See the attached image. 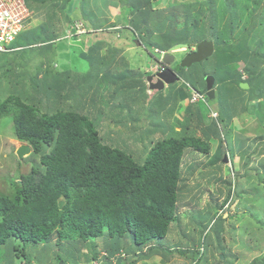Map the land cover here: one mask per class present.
I'll return each instance as SVG.
<instances>
[{"label": "trees", "instance_id": "1", "mask_svg": "<svg viewBox=\"0 0 264 264\" xmlns=\"http://www.w3.org/2000/svg\"><path fill=\"white\" fill-rule=\"evenodd\" d=\"M59 1L62 0H26L31 10H33L31 3H37L38 7L47 12V5L51 3L61 9L67 17L79 10L80 17L75 16L76 13L73 20L77 18L85 20L90 22L95 30L103 29L102 22L106 19L98 17L91 6L87 5L88 0H63L62 3ZM170 3L171 10H178L188 4L174 0H170ZM256 4L258 5L257 2ZM155 5L152 4V0H121V10L125 9L122 15L127 13L126 10L130 7L131 18L130 15L125 14V19L127 22L130 20V26L138 39L142 41L149 35L167 38L166 47L151 44L153 52L155 49L167 52L177 46L196 48L199 43L209 40L215 44V53L205 62L213 59L216 52L232 61H237L240 59L238 52H242L250 76L246 81L239 78L238 87L243 82L252 83V77L259 80L264 78V54L257 53V48H264V35L261 36L260 29H256L253 25L244 31L236 32V28L238 29V24L234 22L236 10H232L234 19L227 23L230 31L229 40L226 41L215 30L214 23L209 28L210 36H202L199 28H196L194 33H188L191 29L187 28L178 30L177 26L180 22L177 14L167 13V10L157 8ZM210 7L213 10L212 4ZM260 17L264 19V3L259 12L258 18L261 19ZM263 19L260 22H263ZM190 20L189 18L188 21ZM211 21L216 22L214 18ZM43 28L47 27L44 25ZM189 34L196 36L188 40ZM30 35L29 32H24L12 47L19 48L20 39H24L26 49H36L44 59L47 55L45 53L52 51L51 49L56 45V36L44 38L40 32L37 36L30 37ZM101 45L96 43L81 54L82 61L84 59L91 66L90 72L87 75L83 74L81 80L76 81L75 68L67 67L64 68L66 71H60L57 63L52 64L49 57L50 60L44 59L45 61L40 62L36 72L31 79H28L29 83L21 87L24 92L29 91V96H37L38 100L44 95L40 101L41 106L45 107L44 113L41 112L40 106L26 104L21 96H13L0 102V120L11 116L16 139L27 143L32 148L31 154L39 156V162L28 174L22 175L16 184L18 193L16 199L0 196V249L5 250L13 242L14 245L10 248L17 251L16 257L21 253L25 255L26 243H37L39 240L46 241L47 245L43 248V253L47 256L46 254L53 249L50 245L52 236L58 235L69 237L68 243L74 246L79 254L77 257L76 253L72 252L67 256V260H63L60 256L58 262L69 264L68 262L71 261V264H84L82 261L86 257V260L92 264L99 259L95 239L106 233L108 238L113 240L107 242L108 246H111V249L106 248L108 264H114L111 259L119 254L117 264H121L125 256L130 259V254L127 255L123 251L129 244L122 243L124 238L130 239V246L137 248L131 249L133 252L137 251L131 259L133 264H137L142 254L149 248L146 246L153 241L159 243L164 241L169 235L171 226L177 220L178 204L183 194L180 185L185 150L192 147L203 154L209 153L205 141L199 138L191 139L187 134L179 138L170 135L156 141L143 163L136 161L128 153L107 145L96 129V122L78 113V109L85 104L83 100L92 91L103 89L102 82L105 84L109 81L110 84H116L127 76L135 77L130 89L133 92L124 89V94L120 96L127 98L125 95H136L140 99L148 98L145 97L146 91L141 82L137 81L138 73L140 76L142 74L139 70L131 69L125 58L120 57L119 61V67L124 70L119 69L116 74L108 71L110 56H116L118 50L111 48L110 56H102ZM205 62L193 65L185 73L182 70L183 78L191 75L195 80L200 79L205 83L208 74L215 73V77H219V73L215 71L202 69ZM24 76L21 74V77ZM91 76H94V79L96 76L102 77L99 79L101 84L95 88L92 85L87 87V84H92ZM19 82L23 81L20 79L13 84ZM125 82H128V79ZM28 84L30 86H27ZM259 84L263 93L264 85L261 86V82ZM53 90H59L58 95H62L61 92L64 91L81 94V99L74 105L59 110L56 105L51 104V96L55 93ZM117 93L116 88L109 99L115 101ZM63 94L69 96L68 93ZM21 95L26 94L22 92ZM221 97L228 98L226 94L219 92V99ZM91 100L98 104V99ZM150 103L153 110H156L154 106L157 104V99L149 102V105ZM122 105L129 107V104ZM130 112L132 110H129ZM226 118L220 117L221 120ZM149 133L140 140L145 141L149 138ZM62 200L65 201V205L60 209L59 202ZM229 201H232V195ZM85 243L89 244L90 251L81 258L82 250L79 244L81 246ZM57 244L60 246L59 243ZM155 251L154 248L150 250L149 258L153 257ZM166 253L169 254L168 251ZM179 253L185 255V250ZM218 259L221 260L220 257ZM251 264H264V259H256Z\"/></svg>", "mask_w": 264, "mask_h": 264}, {"label": "rangeland", "instance_id": "2", "mask_svg": "<svg viewBox=\"0 0 264 264\" xmlns=\"http://www.w3.org/2000/svg\"><path fill=\"white\" fill-rule=\"evenodd\" d=\"M62 1H59V3H62ZM174 1L188 2V4L184 7H180L178 10H171L170 0H152V4L155 5L157 3L158 5L156 4L155 6L162 10H167V13L175 12L180 22L177 26L178 30L182 31L187 28L191 29V32L188 33H194L196 31L195 29L199 28V33L202 36H210L209 28L214 23L215 30L218 34L224 37V40L228 41L230 29L227 23L234 19L232 17L234 11L232 12V10H236V18L234 19V22H236L235 24H238V29L236 28L235 30L236 32L244 31L253 25L256 29H260L261 36L264 35V19L261 18L263 16L260 17L263 19V22H260L261 19L258 18L264 0ZM210 4L213 5V10H211ZM124 10L125 9L121 10V13H123ZM126 11L127 13L125 12L124 15H122V22L124 23L121 25L123 28L120 29V34L117 33L111 37V33L117 30V28L108 25L109 21L103 20V29L94 35L93 38H97L102 42H106L109 38H113L115 42L111 39L113 44L105 46L104 49L100 51L102 52L101 54H103L102 56H110L111 47H120L123 52H120L118 56L123 57L125 53V59L128 65H130L129 67L141 72L144 71L145 67H148L151 62H155V59V63L158 64L160 54L155 51L153 52L151 44L166 47L168 46V41L166 37L162 38L161 36L157 37V35H149V37L142 39V41L135 37L141 41L140 46L134 43L136 40L135 38L133 41H130L128 38V44L123 43V37H121L123 29H127L126 31L130 32L131 35H129V37L131 39L133 35L135 36V32L131 30L130 20L127 22L125 19V14L130 15L131 18L130 7H128ZM76 13L77 17H80L81 12L77 10L75 14ZM62 15L64 17L63 12ZM72 16L70 15V17ZM189 18L191 19L190 21H188ZM212 18H214L216 22H212ZM72 23L73 22H68L67 25L70 24L69 26H72ZM78 23L77 18L76 24ZM76 24L72 27V30L76 28ZM55 29L57 30V28ZM57 31L56 34H59ZM73 34L76 33L73 32ZM88 34L90 33L79 34L75 39L72 38L74 40L69 38H62L61 40L57 37V40L60 39V41L56 43L57 45L53 46V49H51L52 51L49 50L45 53L47 54L45 57L53 58L52 55H54L55 59H57V67L60 71H66L64 68L67 67L71 69L75 68L74 71L77 74L76 81L81 80L83 74L87 75L91 70L89 63L84 59L82 61L81 58V54L89 49L90 36ZM187 36L188 40H191L196 34H189ZM58 46H60V48H58ZM55 49H57V54H55ZM194 49V47L177 46L174 48V54H176L179 61H181L187 53ZM257 51L259 54H264V48H257ZM238 55L240 59L232 61L227 56L216 52V55L211 59L212 61L203 65L202 69L214 71L213 68L217 67L221 70L224 69L225 75L228 73L229 76H237L240 71L242 72L245 70L247 66L242 52L239 51ZM34 56L35 53L33 52V48L32 50L29 49L25 51L24 55L19 53L15 56L0 54V102H4L13 96H21L26 104L40 106L42 108L41 112L44 113L45 107L40 104L44 95L40 96L38 100L37 96H29V91L26 93L21 87L25 85V83H29L28 79H31L34 72H36L40 62L45 61L43 58L40 60V56L38 55L33 58ZM119 69L124 70L121 66L118 70ZM21 74L25 76L21 77ZM151 75L152 73L150 72H148V74L144 73L141 76L138 73L137 81L141 82L144 89H147L148 79ZM100 78L102 77L96 76V79H94V76H91L90 80L92 84H87V87H89L88 85H92L94 88L99 86L101 84V82H99ZM20 79L23 82H19L16 85L13 84L18 80L20 81ZM127 79L128 82H125ZM186 80L192 83L195 82V78L191 75H188ZM132 82H135V77L132 76H129V78L127 76L125 79L117 81L116 84H104V82H102V86L105 87H103L105 90L100 89L97 92L92 91L88 97L83 100L85 104L78 109V113L84 114L89 120L96 122V129L107 145L118 148L131 155L136 161L143 163L146 157L149 156V153H151L154 143L158 140H162V137L160 133H157L154 137H149L145 141L136 138V136L141 133V128H148V119L144 118L145 111H143V109H141V112L138 111V107L136 106L138 103L136 100H139V98L136 95L130 96L135 100V106H132V112L130 113V103H127L125 100H118L120 94H124V89L131 91ZM260 82L261 86L264 85V78L260 79ZM109 85L112 87L111 90H108ZM176 85H181L182 89L188 90L186 84L176 83ZM176 85H171L169 87L175 89ZM27 86L30 85L28 84ZM121 87H123V89H121ZM116 88L118 91L115 95L116 102H112L109 97ZM170 90H168L167 94H171L172 91ZM58 91L59 90H53L55 93L51 96V104L52 106L56 105L59 110L74 105L76 101L78 102L81 99V94L64 91L63 93L69 94L67 97V94H63L62 92V95H58ZM152 91H156L157 94H159V92H163L164 89ZM203 91H205V88H201V92ZM22 92L26 95H21ZM132 92L133 91H131V93ZM257 92H260V89L255 90L252 96L257 100L254 106L258 110L259 105L256 104L259 102V93ZM34 97H37V99ZM93 98L98 99L97 105L94 100H91ZM171 99V96H169V98L164 97L163 102L167 100L164 104L169 106V102H172L173 106H175L174 101H169ZM217 102L218 99L215 101L213 100V102L209 101L211 106H215V108L220 111L219 103ZM122 104H129V107ZM263 106L264 102L260 104V107ZM135 107L137 109L136 111ZM202 108L205 113L208 114V112H210V109L203 107V105ZM152 118L154 121L153 124H159L160 120H163V118L158 115H153ZM188 119L190 120L189 116L187 117V120ZM229 127L232 128L233 132L229 131L227 137L223 138L222 141L223 145L227 146L224 143L228 140V146L223 148L219 156L212 161L211 165L209 161H211L212 157L215 155L214 152L211 151L212 147H210L208 155L200 154L192 147L185 150L182 165L183 176L180 185V191L182 190L183 194L178 204L177 220L171 226L169 235L164 241L160 243L158 241H153L146 246L149 248L146 249V253L142 254L137 264H251L256 259H264V143L256 151L257 154L250 155L246 153L247 155H245L242 154L241 151L240 155L237 154L238 148L246 149L248 152L254 149L255 145L253 143L249 144L250 140L243 139L241 136L246 138V132L249 131L250 134L252 133L258 136L255 137L257 138L256 140L261 139V137L264 136V124L258 123L256 127L252 126L248 131L245 130L246 132L238 124L231 123ZM158 129H161V127L159 126ZM191 129L194 130L193 125ZM235 130L240 132L238 135L240 140H238L236 145L232 144V141L229 140L231 134L233 135V133L237 132ZM187 133L191 139L198 138V134H193L194 131L193 133L191 131ZM187 133L181 127L179 132L174 133V135L172 133L171 136L173 135L175 138H179ZM146 134H148V132H146ZM204 141H206V139H204ZM22 144L24 143L16 139L13 118L7 116L1 119L0 196L16 199L18 195L16 184L20 181L22 175L28 174L31 168L39 162V156L34 154H30L20 160L17 156V150ZM187 151L196 152L197 154H192L191 156L188 153L186 154ZM226 156L228 157L229 164L224 162ZM241 160L244 162L249 161V164L247 166L240 165ZM231 195L232 201H229ZM67 238L69 237L53 235L50 240V245L53 246V249L46 254L48 257L43 253V248L47 245L45 240H39L37 243L32 244L26 243L24 246L26 249V256L21 253V255L18 254L19 256L17 257V251L15 252L11 249V245H14L13 242H11V244H9L10 246L5 250L0 249V264H62V261L58 262L57 260L60 256L63 260H67V256L72 254V252H75L77 257L79 256L78 251L75 250L74 246L68 243ZM95 241L97 245L96 253L99 256V264H108V251L106 248L111 249V246H108L109 244H107V242H112L113 240L111 241L105 233L101 237L95 239ZM57 243H59L60 246H58ZM122 243H129L123 251H125L127 255L130 254V259L128 260L125 256L121 264H133L131 259L137 251L133 252L131 249L137 248L132 245L130 246V239L124 238ZM79 247L82 250L81 258H83V256L85 257L90 251L89 244L85 243L81 246L79 244ZM146 247H144V249ZM152 248L156 249V251L153 257L149 258V252ZM203 248L205 251L201 253ZM184 250L185 255L179 253V251ZM167 251L169 254L166 253ZM225 253L226 257L224 260L226 261L219 260V256ZM119 255L113 256L112 262L114 264L118 263H116V261ZM135 259H138V257H135ZM82 262L84 264H91L90 261L88 262L86 260V257ZM68 263L71 264L72 262L70 261Z\"/></svg>", "mask_w": 264, "mask_h": 264}, {"label": "crops", "instance_id": "3", "mask_svg": "<svg viewBox=\"0 0 264 264\" xmlns=\"http://www.w3.org/2000/svg\"><path fill=\"white\" fill-rule=\"evenodd\" d=\"M87 5L91 6L92 10L95 11V13L98 15V17H101L102 19L108 20L109 21L108 25L117 28V30H115L113 33H111V37H113L114 34L115 35L117 33L120 34V29L123 28V26L121 27V25H122V23H124V22H122L123 18H122V13H121V0H88ZM31 7L33 9L32 11L34 13V16L31 19L27 30L25 31V33L29 32L31 34L30 37L37 36L38 32H40L44 38L45 37L50 38V36L55 38L54 36H56V38L59 37L61 40H62V38L66 39L68 31L71 30L72 26L77 23V20H73V17L75 14L73 16L71 15L72 17H67L65 15L63 17V15H62L63 11L61 9L56 8L51 3L47 5V12L45 10L43 11L41 9V7H38L37 3L36 4L31 3ZM75 16H77V14ZM72 21H73L72 26H69L71 23L67 25L68 22H72ZM78 22H79V24L83 25V27L85 26L84 28H86L88 33H90V34H88L90 36V39H89L90 45L88 48H90L91 46H93L96 43H98V44L100 43V44H102L101 45L102 47H100V49L102 51L105 46H109V45L113 44V41L115 42V40L113 38H111L113 40L112 41L109 38V36H108V38H109L108 41L110 43L107 40H106V42L105 41L102 42V41L98 40L97 38H93L94 35H96L97 33L100 32V30H95L93 28V25L90 22H87L85 20L82 21V20L78 19ZM44 25L47 28H43ZM55 28H57L58 31ZM126 30L127 29L122 30V36L121 37H123L122 42L125 44H128V42H127L128 38L130 41L131 40L133 41V39L136 36L133 35L132 39H131L129 37V35H131L130 32H128ZM131 30H132V28H131ZM56 31L59 32V34H56ZM91 37L94 40H92ZM60 39L59 40L56 39L55 42L56 43L59 42ZM74 39H72V40H74ZM135 39H137V38H135ZM23 40L24 39H20V41H21L20 47L14 48L15 49L14 52L7 53L4 55L5 56H8V55L15 56L18 53L24 55V52L27 51L28 49H26V45L24 44ZM117 42H119V41H117ZM134 43H135V41H134ZM129 46H130V44H129ZM58 48H60V46H58ZM115 49L118 50L117 51L118 54H116V56H114V55L110 56L111 60H110V64L108 67V69H109L108 71H110V73L112 72L113 74H116L118 68H120L119 67L120 57L118 55L120 52H123V50H121L120 47L115 48ZM34 51H36V49H34L33 52ZM54 51H55V54H57L56 53L57 49ZM167 52L173 53L175 51L173 49V50L167 51ZM34 53H35V56L36 55L40 56V60L43 58L40 55V52L36 51ZM125 55L126 54L124 53L123 54L124 58H125ZM26 56H29V55H26ZM35 56L33 58H35ZM52 56H53V58H51L52 60L50 62L53 61V63H57V61H56L57 59H55V56L54 55H52ZM44 59L50 60L47 57H44ZM211 61L212 60L210 59L207 62L203 63V65L210 63ZM155 62H156V59H155ZM155 62H151V64L148 67H145L144 71H141L140 73L142 75L144 73L148 74V72L151 73V71H149V70H151L152 67L157 65ZM128 66H130V65H128ZM131 69H133V68H131ZM213 69L215 72L219 73V77H215V73H214V75L208 74V77L212 76L215 78L214 88L216 90V99H218L217 103H219L220 111H219V109H216L215 106H211L209 101L207 103H203V102L193 103L191 101V87H193L194 89H196L198 91H200L201 88L206 89V84L204 82H202L200 79L195 80V82L192 83V82L187 81L186 78H182V80L180 82H177V83L186 84V86L188 87V90L182 89L181 85L177 86L175 83V85H176L175 89H171V87L168 86L164 89L163 92H159V94H157L156 91L153 92L149 88L150 84L148 82L147 87H146L147 89H145V91H146L145 97L148 99H144V97H143L144 100L140 99V98H139V100H136V102L138 101V103L136 105L138 107V111L141 112V109H143V111H145L144 112V118L148 119V128H145V127L141 128L140 129L141 133L142 132H145V133H142V134L140 133L139 135L136 136V138H139V139H141L143 137L145 138L144 134H146V132H150L149 133L150 137H154L155 134L160 133L162 139H164L165 137L170 136L172 133L174 135V133L179 132L181 127L183 128V130L186 133L189 131H191L193 133V131H194L193 134L194 135L198 134L199 139H201L203 141H204V139H206L205 143L209 149H210V147H212L211 151L214 152L215 155L212 157L211 161H209V164L211 165L212 161L217 156H219V154L223 150V148L228 146V144H227L228 140H226V142L224 143L227 146L223 145L222 141H223V138L227 137L229 131L233 132L232 128L229 127L231 125V123L240 125L244 131L245 130L248 131V129L252 126L256 127L258 123L264 124V106L260 107V104H262L264 102V92L261 93L262 91L260 90V93L258 96V101H259L258 102L259 103V109L258 110L254 106V103L257 100L255 97L252 96V93L255 90L260 89V84H259L260 80L257 79L256 77H252L251 78L252 83H249L250 89L244 90L241 87H238V83H239L238 79L241 78V71L237 76H233V75L229 76L228 73L225 75V73L223 71L224 69L221 70L220 68H217V67H214ZM245 71L247 72L246 69H245ZM148 81H149V79H148ZM107 83H109V81H107ZM234 83H236L237 85H235ZM243 83H248V82H243ZM223 84H225V85H223ZM175 85L173 84V86H175ZM104 88L101 90H105ZM111 89H112V87H111V85H109L108 90H111ZM168 90L172 91L171 94H167ZM219 92L226 94L228 96V98L221 97V99H219ZM121 96L119 97L118 100H125V101H127V103H130L131 109H129V110H132V106H135V100L133 98L129 97L130 95H125V96H127V98H124L123 95H121ZM169 96H171V98H172L169 101H174L175 106H173L172 102H169V106L168 105L166 106L164 104V103H166L167 100H165V102H163V98L164 97L169 98ZM156 99H157V104H156V106H154L156 110H153V106L151 105V103L149 105V102L155 101ZM112 102H116V100L112 101ZM210 102H213V101H210ZM202 105H203V107L210 109V112H208V114L204 112ZM238 109H240V110H238ZM136 110L137 109L135 107V111ZM154 111H156V112H154ZM212 112L218 113L219 117L217 120L211 116ZM155 114H158L159 117L163 118V120L162 119L160 120L159 124H153L154 121H153L152 117ZM231 115H233V116H231ZM188 116L190 117V120L189 119L187 120ZM221 116L227 117V118L221 120L220 119ZM191 124L194 126V130L191 129V127H192ZM159 126L161 127V129H158ZM235 131H237V130H235ZM246 133H247L246 138H244L243 136H241V137L243 139L250 140L249 144L253 143L255 145V147L250 152L246 151V149L244 150L243 148L242 149L238 148V151H237L238 155H240L241 153L245 154V155H247V154L254 155L256 153V151L258 150V148L261 147L264 143V140H263L264 136L261 137L262 140L261 139L256 140L257 138H255V137H258V136H255L252 133H251L252 134L251 135L249 131ZM239 134H240V132H238V131L236 133H233V135L231 134V137L229 140L232 141V144L236 145L238 143V140H240V138L238 136ZM187 135H188V133H187ZM222 146H224V147H222ZM240 151H241V153H240ZM187 153L191 156H192V154H197L196 152H188V151L186 152V154ZM199 153L201 154V152H199ZM206 155H208V154H206ZM242 160L240 162V165L246 166L247 163L249 162V161L244 162Z\"/></svg>", "mask_w": 264, "mask_h": 264}, {"label": "water", "instance_id": "4", "mask_svg": "<svg viewBox=\"0 0 264 264\" xmlns=\"http://www.w3.org/2000/svg\"><path fill=\"white\" fill-rule=\"evenodd\" d=\"M135 43L138 46L141 45V42L136 39ZM215 53V44L213 41L205 40L199 43L196 49L193 52L187 53L181 61L173 53H167L164 55L162 62L165 64L164 70H161L155 74H152L149 77V84L151 90H163L166 87L173 85L182 80V75L187 72L193 65L205 62L207 59L211 58ZM179 61V62H178ZM178 62V64H177ZM182 70H184L182 72ZM206 96L210 101L216 99V90L214 88L215 78L209 76L206 78ZM240 87L244 90L250 89L249 83H241ZM260 93V92H257ZM258 105V104H256ZM32 153V148L28 144H22L17 150V156L22 160L24 157L29 156ZM225 163H228L227 156L224 160ZM65 205V201L62 200L59 202V208L62 209ZM220 258L224 260V255H221Z\"/></svg>", "mask_w": 264, "mask_h": 264}, {"label": "built area", "instance_id": "5", "mask_svg": "<svg viewBox=\"0 0 264 264\" xmlns=\"http://www.w3.org/2000/svg\"><path fill=\"white\" fill-rule=\"evenodd\" d=\"M33 16L34 13L28 7L26 0H0V54L14 51L11 47L12 44L27 30ZM75 29L79 34L86 32V29L81 24H76ZM72 35L74 34L71 32V37ZM155 52L162 56L165 54L164 51L159 49H156ZM164 68L165 65L159 62L151 68V71L157 73L164 70ZM241 75L243 80L248 78V74L245 71ZM206 100L205 93L191 87V101L193 103H206ZM211 116L216 119L218 114L212 112ZM92 264H99V260L93 261Z\"/></svg>", "mask_w": 264, "mask_h": 264}, {"label": "clouds", "instance_id": "6", "mask_svg": "<svg viewBox=\"0 0 264 264\" xmlns=\"http://www.w3.org/2000/svg\"><path fill=\"white\" fill-rule=\"evenodd\" d=\"M78 24H79V23H78ZM74 25H75V24H74ZM74 25H73V26H74ZM73 26H72V27H73ZM84 27H85V26H84ZM85 29H86V28H85ZM71 32H72V33L74 32V33H76V34L72 35V37H71ZM87 32H88V31L86 30L85 33H87ZM77 35H79V33H77V31H76L75 29L72 30V28H71V30L68 31L67 38L72 39V38L77 37ZM80 35H81V34H80ZM139 41H140V40H139ZM140 42H141V41H140ZM11 47H12V46H11ZM12 48H13V47H12ZM13 49H14V48H13ZM195 49H196V48H195ZM195 49H194V50H195ZM14 50H15V49H14ZM155 50H156V49H155ZM155 50H154V51H155ZM194 50H192L191 52H193ZM12 52H14V51H12ZM164 52H165V54L168 53V52H166V51H164ZM169 53H170V52H169ZM174 53H175V52H173V54H174ZM4 54H5V53H4ZM6 54H7V53H6ZM165 54H164V55H165ZM164 55L162 56V55L160 54V60L158 61V63H159V62H162V59H163ZM175 56H176V54H175ZM162 63H163V62H162ZM163 64H164V63H163ZM164 65H165V64H164ZM243 71H245V70H243ZM245 72H246V71H245ZM151 73H152V74H155V73H153L152 71H151ZM241 73H242V72H241ZM246 73H247V72H246ZM247 74H248V78H247L246 80H248V79H249V76H250L249 73H247ZM182 78H183V77H182ZM241 80H243V79H242V75H241ZM246 80H243V81H246ZM192 88H193V87H192ZM197 91H198V90H197ZM199 92H200V91H199ZM202 93H205V95H206V89H205V91H203ZM206 97H207V96H206ZM206 101H207V102L210 101V100L208 99V97H207V100H206ZM207 102H206V103H207ZM257 104H258V103H257ZM258 105H259V104H258ZM216 114H218V113H216ZM218 117H219V115H218ZM218 117L216 118V120L218 119ZM24 144H25V143H24ZM26 144H27V143H26ZM227 158H228V157H227ZM226 164H229V160H228V163H226ZM248 164H249V162L247 163V165H248ZM247 165H246V166H247ZM196 250H198V249H196ZM196 250H195V251H196ZM199 251H200V250H199ZM201 251H202L201 253H203V251H205V249L203 248ZM219 257H220V256H219ZM220 259H221V258H220ZM221 260H222V259H221ZM222 261H223V260H222Z\"/></svg>", "mask_w": 264, "mask_h": 264}]
</instances>
